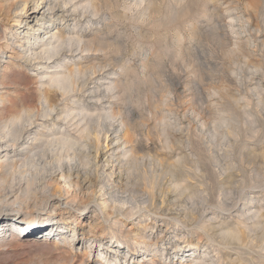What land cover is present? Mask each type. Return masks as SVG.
<instances>
[{
	"label": "rangeland",
	"instance_id": "374dc122",
	"mask_svg": "<svg viewBox=\"0 0 264 264\" xmlns=\"http://www.w3.org/2000/svg\"><path fill=\"white\" fill-rule=\"evenodd\" d=\"M81 2L85 3V0ZM94 2L100 9L97 14H92L90 7H86L85 9L79 7L78 10H72L70 4L55 8V10L58 9L61 11H59L60 14L58 13L60 17L54 19V24L66 22L68 27L72 28L74 23L81 18L79 26L81 30L85 32L86 38L89 39L97 37L98 35L103 38H100L104 44L102 51L82 52V55L92 54L93 52L94 55L97 56L96 61L103 64V66L99 67L102 70L99 72L98 69V73L90 74L88 72V76H82L79 80L82 81L84 77H88L86 79L88 84L86 83L83 88L84 90L82 89L83 91H75V95L73 93V98L77 99L79 104H86L91 109L102 108L101 112H104V117L108 116L102 118L101 121H103V123L100 121L101 125L104 124L102 126L103 130L108 129L109 125L107 126V124L111 123L113 127L110 128V131L113 129L116 131V133L110 134L109 138H114L115 134L120 135L122 129L126 128L125 130H127V126L129 128L128 130H131L128 132L129 141L127 143L119 144L122 142L121 138L112 139L113 143L109 145V150L106 152L109 155H113L111 158L112 164L114 163L115 166L119 164L123 165L121 169L126 172L124 173L122 171L124 178L122 183H126L124 185L122 184L123 187L122 185L119 186V190L117 189L116 193L113 192L112 194H115L116 198H126L128 201L127 205H129L130 202H138L139 204L141 202V205H144L142 202L147 201L151 190H153L155 194L157 193V195L163 193L168 194L167 192H169L168 200L170 210L167 209L162 214L156 212L145 213V211L142 210V212L133 216H125L114 212L107 217L105 214L106 207L102 205L103 208L99 205L102 201L101 193L113 185H109L106 188L105 177H101V175L100 177L105 181V185H103L102 190L98 187L100 185L98 183L94 189V195L97 196V194H99L96 202H84L83 200L85 197L80 199V194H82L83 191L76 194V196L78 195L76 197L73 196L70 190L68 193L62 192L52 194L44 192L41 194V203H34L36 201L33 200L34 198L4 203L5 196L2 195V193L6 195L11 186L17 185L20 179V173H18L20 170L19 167H17L13 176L7 173L4 175L2 173L3 171L0 170V194L2 196H0V217H2L4 224L6 222L14 223L19 221L20 225L24 226L22 230L19 228L17 229L20 234H25L26 236L34 235L32 239H36L35 242H28V239H31V237L26 241L25 239L20 240L21 235H17V242L14 241L11 245L5 242L3 244L4 246L1 245L0 247V264H188L191 261L193 264V259L199 257V253H202L205 249L208 250L211 245L215 246L217 241L220 240L215 239V242H211L212 239L209 240L205 235L206 233H203L201 225L206 226L209 223L208 226L210 227L213 226L215 228L217 225L219 227L218 223L220 219H228L227 221L231 222L232 226L238 227V230L243 233V236L248 232V237L246 238L247 242L244 240L240 243L244 244L245 242V245L239 246L237 243L238 241H233L232 244H229L230 247L226 246L227 248L225 247L226 249H223L228 252L230 259L233 260L231 263L227 259V261H224V264H260L264 261V258L257 257V254L258 252L264 254V250L255 247L257 241L256 232L254 231L253 233L252 230L249 232L246 228H243V223L239 221L245 220L248 225H251L252 222L257 220V217L247 218L252 215L254 209L246 213V211H244L246 207L256 205L255 208H257L260 204L264 212V179L258 182H254L253 180L250 181V175H253L255 171L264 169V0H145L141 5H135L134 0H94ZM32 4H30V6ZM143 6H146V9ZM23 11H21L19 4L10 5V3L0 0V73L7 70L8 77L3 79V82L5 81V85H11L5 87V90H8V93H10L8 94L9 99L0 104V125L12 115L18 114L23 111V109L28 108V104L29 107L31 106L30 109L32 108L34 110V115L36 114L32 116V120L34 121L29 125L27 122L24 123L28 126H26L27 133L23 134V137L18 140L14 147L8 146V149H17L20 151L23 147L29 148V146H34V150L39 151L43 149L44 140L42 139H44V137H40V140H33L32 137L36 131L45 132L47 127H55L54 129L68 128L67 130H70L73 134L76 133L75 135H78V133L72 129L74 125H69L76 119L69 124H65L64 120L61 118H57L56 120V116H52V118L45 117L37 112L40 108V104L37 97V84H35L34 81L35 74L39 69H34L35 67L32 64L16 66V63L22 62L23 59L14 55L15 50L19 49V44L26 42L24 38L25 35L29 36L25 33V22L32 25L35 24V18L29 20L28 16L31 14L27 11L23 13ZM81 11L83 12V16H76L78 12ZM41 12H43L46 18L48 17L46 6L39 10L37 18L40 16ZM31 18L32 16L30 19ZM16 19H18V23ZM48 24L49 23L44 24V27L47 26L44 30H35V34L38 36L39 33H41L46 36L45 33L49 32L52 27L51 25H49V27ZM31 31L32 30H30L29 33H31ZM105 40L111 43H107ZM238 46L241 50L237 48ZM67 56H71V53L68 52ZM68 57H66L65 61L68 60ZM105 60H107V62ZM111 60L114 64L108 63V61ZM104 62L110 66L107 64L105 66ZM258 65L261 67L257 68L256 66ZM124 66H126L125 69L127 70L124 69ZM45 78L46 77L43 79ZM8 80L11 83L7 84L6 82H9ZM257 80L262 83L260 88L263 89L261 90L263 94L261 93V95L258 94L260 88H255V81ZM112 82L116 83V87L109 91L107 90V86ZM231 83L233 85H231ZM37 86H39V84ZM217 88L219 89L217 90ZM3 89L4 88H0L2 91ZM215 89L218 91V96L215 94ZM224 92H227L228 96ZM213 93L214 97H212ZM35 96L37 97L36 99ZM236 98L237 100H234ZM215 99H217V101ZM231 100L232 102L234 101V104ZM228 101L229 103L231 102L230 105ZM58 102V108H63L65 107L63 105L67 104V102L63 101ZM212 102H216L214 103L215 105L212 104ZM37 103L39 105H37ZM78 103H70V107H72V105L77 106ZM216 106L219 107L217 108ZM111 109L116 112V114H114ZM19 110L20 112H18ZM225 110L227 112H225ZM233 112L234 114H231ZM109 113L115 116L110 117L108 115ZM198 115L201 118L199 117L198 119ZM218 118L220 119L218 120ZM121 119H125L122 125H120ZM251 120L252 122H250ZM228 121H230L229 124ZM224 125L235 127L237 139L233 140V142L232 139H234V137L225 136L224 133H222V126L225 129ZM258 125L261 128H258ZM214 128H216V130H214ZM200 130L203 132H200ZM219 132L222 135L219 134ZM178 136L182 137L178 138ZM168 137H172L170 138L172 140L171 142ZM208 139H213L212 141H216L215 143L218 145L209 141L211 146ZM227 139H230V141ZM206 140L207 144L205 143ZM19 143H23V145L20 146ZM219 143L222 144L219 145ZM224 143L225 145H223ZM137 144L142 145L140 146ZM129 145L131 147H129ZM209 145L213 147V149ZM230 145H232V148ZM199 147H201V149ZM218 148L221 149V152L218 151L220 150ZM126 150L127 153H132L133 156V153H135L139 165L131 161L124 162V157L119 154ZM214 150L217 152H214ZM47 152L49 154V150H47ZM221 153L226 154L221 155ZM145 154H147V156ZM199 154L202 156L199 157ZM214 154L215 156L213 157ZM216 154L218 155L216 156ZM143 155H145L144 158ZM117 156L119 159H123H121L120 163L115 160ZM222 156L224 157L222 158ZM219 159H221V161L223 159L226 161L229 160L230 162L225 161L226 163H220ZM258 161H260V164ZM205 164H207L208 167ZM253 164L256 167L253 166ZM102 165H106L105 167L109 166L105 161L102 162ZM56 166H58V164L53 165V167ZM161 168L162 170L160 171ZM250 168H253L252 174H249ZM199 170L200 172H198ZM232 170L236 174L234 179L237 178L238 180H242L245 187L244 190H239L240 192L238 193L241 194L238 195L234 201L232 200L234 204L231 205L232 208L230 207L227 211L220 207L219 202L214 203L209 197L212 199H217V197L219 199L225 198L229 192V187L233 184L226 180L224 181L222 178L227 172ZM166 172L168 174H166ZM178 172L180 173L179 175ZM240 174H242V176ZM112 178L116 180L115 175H113ZM128 179L129 182L131 179V183L127 181ZM133 180L136 183H134ZM99 181H101V179H98V182ZM184 181L187 183L185 184ZM196 181H199L200 184ZM113 183L115 184V182ZM2 184H6L5 186L7 187ZM214 185L217 188L212 187ZM150 186L153 188L150 189ZM141 188H143V192L146 190L144 192L146 195L141 192ZM224 189L225 191L228 190L226 191L227 194ZM101 190L102 192H100ZM121 191L123 192L121 193ZM117 193L118 195H116ZM85 194L91 195L92 192L90 190L85 191L84 195ZM9 196L11 195H8L7 198H9ZM221 196L223 197L221 198ZM13 197H10L9 201H12ZM134 197L139 198L136 199ZM249 198H251L250 203L245 206L244 203ZM129 199L131 200L129 201ZM202 200H204V202ZM78 205H81L80 210L78 209ZM185 205L186 207H184ZM190 207L198 208L195 210L196 221L189 220L190 213H187V216L184 217L180 215L177 219L173 218L175 217L173 216L174 212L186 211L185 209H190ZM175 208L178 209L176 210ZM239 209L245 212L244 216H239ZM26 210L34 211L36 214L31 217H22V212ZM60 213L64 217L73 215L70 218V226L66 227L63 222H59L58 218L60 217ZM117 217H119L122 222L124 221V223H119L121 227H119L118 230L122 231L121 233L128 239V242L137 234L136 230L131 231L132 228H141L144 222L151 223V225L141 229V232L143 231L141 234L144 235L143 239L148 242V246L143 242H139L137 251L134 255L130 256L127 254L126 244H128V242L118 246L111 242L115 240L113 235L115 230L114 228L112 229V227H107L105 229L95 227V236L88 239L91 235L88 233L89 221L95 219L96 221L103 222L106 226L110 225L116 227L112 221L115 220V218L117 219ZM22 219L33 220L24 222L21 221ZM246 219L248 221H246ZM57 224H62L66 228L62 234L54 231ZM49 226L53 227L52 231L54 232L48 233L49 229H47V227L49 228ZM208 226L203 228L208 230V232H212L214 228H209ZM257 226H259V224ZM70 227L76 229L75 235H72V232L69 230ZM252 227H254V224ZM257 229H259V227H257ZM82 230L86 233V238H81L80 233ZM161 236H164V238H161ZM70 238H74V240L80 239L86 248L77 247L76 245L71 250L70 254L67 253L70 248L67 241ZM40 240H46L47 242H38ZM89 240H93L94 242L90 244L91 241ZM183 240H186V243L183 242ZM0 243L3 242L0 240ZM187 243H194V246L197 247H195V253L190 252V250L186 252L185 249L191 248V246L193 247V245L188 247L185 246ZM236 245L238 246L236 247ZM9 246L10 248H8ZM87 246H89L92 251L89 255L85 254L88 250ZM191 250H193V248H191ZM93 251L95 254L94 256L92 254ZM247 251L250 254H247ZM152 253H156V255L152 256ZM181 253L185 254L186 258L185 256L180 258L179 256ZM103 254H107V256L102 258ZM187 254H190V256H187ZM234 258H237L236 261ZM249 258L252 259V263L249 261Z\"/></svg>",
	"mask_w": 264,
	"mask_h": 264
},
{
	"label": "bare ground",
	"instance_id": "6f19581e",
	"mask_svg": "<svg viewBox=\"0 0 264 264\" xmlns=\"http://www.w3.org/2000/svg\"><path fill=\"white\" fill-rule=\"evenodd\" d=\"M4 2H8L10 3V5H15V4H19L20 5V9L21 11H23V13H25L26 11L29 12L31 15H29V20H32L33 18H35V24H30L25 22L26 28H25V33L28 34L29 36L25 35V39L26 42L25 43H21L19 44V49L15 50V56L23 59L22 62L16 63V66H21V65H25V64H32L34 65V69H39V71L36 72L35 74V84H39V86L36 85V89L38 91V100H39V104H40V108L38 109L37 112H39L42 116L45 117H51L52 116H56V120L57 118H61L62 120H64L65 124H69L71 121L74 122L71 124H69L70 126L74 125V129L78 135H75L73 133H71L70 130L67 129H54L52 127H47V130L45 132L42 131H36L33 135V140L34 139H39L40 137H44V146L43 149L41 150H34V146L29 148L23 147L22 150L18 151L17 149H8V146H13L18 142V140L20 138L23 137L24 133H27V124H31L34 120H32V116L34 115V110L27 104L26 109H23V111L20 112V110L18 112L20 113H16L14 115H9L11 116L8 120L6 119L5 122H3L0 125V170H2L1 172L6 175L5 173L12 175L14 174V172L16 171V168L19 167L18 173H20V179L17 182V185L15 184V186L13 185V187L11 186L9 188V190L7 191L6 195L2 193V195H4V203L5 202H9L12 203L13 201H19V200H24L27 198H34L33 200H36L34 203H41L42 199H41V194H43L44 192L46 193H62V192H70L73 194V196H76V194H79V192L83 191L82 194H80L81 198H84V202L87 201H97V196L99 194L94 195V189L96 188L97 184L99 183L100 185L98 187H100L101 189L103 188V185H105V181H106V188L109 185H113L112 187H108V189H104L105 191L102 192V190L100 192L101 196H102V201L100 202V206L103 207L102 205H104L106 208L105 210V214L107 217H109L110 215H112L114 212H117L118 214H122V215H127V216H133L139 212H142V210L145 211V213H149V212H156V213H163L165 212L167 209H169V192L163 193V194H155V192H153V190L150 191V196L147 198L146 202H142L144 203V205H141L136 201V203L130 202L129 205H127L128 201L126 200V198H116L115 194L113 195L112 193H116L117 189L120 188L119 186H121L124 181L123 178V174H122V169L121 167L123 165L119 164L118 166H115L114 163L112 164L111 162V158L113 157V155H109L108 153H106L109 150V145H111L112 139H116V138H121L122 142L119 144H125L127 143L129 140V133L130 132L127 126V130L122 129V131L120 132V135L115 134L114 138H109L110 134L116 133L115 129L110 131V128L113 127L111 123L107 124V126L109 125V128L106 130H103L102 126L104 124L101 125L100 121L102 120V118L104 117V112H101L102 108H93L91 109L90 107H88L86 104H79L77 102V99H74L73 96L75 95V91H83L84 86L87 83V78L88 77H84V79L82 81H80L79 79L86 75L89 72L90 74H95L98 69L99 72L102 70L99 67L103 66V64H101V62L96 61V57L94 55V53L92 52V54H83L82 52L84 51H96V50H101L103 49L104 44L102 43L103 39L101 36H97V37H93V38H86V34L84 31L81 30L80 26H79V21L81 18H79V20L74 23L72 28L68 27V24H66V22L64 23H55L54 24V19H58L60 17V13L59 11L61 10H55L56 7H60V6H66L68 4H70V6L72 7L71 9L73 10H78L79 7H81V9H85L86 7H90L91 8V12L92 14H97V12H99L98 10H100L98 8V6L96 5V3L94 2V0H85V3H82L80 0H3ZM84 2V1H83ZM145 0H134V4L135 5H141L142 3H144ZM33 3V4H32ZM29 4V7H28ZM30 4H32L30 6ZM61 4V5H60ZM105 4V3H104ZM112 5V4H111ZM133 5V4H132ZM46 6V11H47V15L48 17L46 18L43 15V12L40 13V16L37 18V13L39 12V10ZM128 6V5H127ZM146 9V6H143ZM31 8V9H30ZM33 8V9H32ZM69 8V7H68ZM125 8V7H124ZM60 9V8H59ZM126 9V8H125ZM129 9V8H128ZM64 10V9H63ZM68 10V9H67ZM144 10V8H143ZM86 11V10H85ZM142 11V10H141ZM145 11V10H144ZM63 12V11H62ZM90 12V11H89ZM59 13V14H58ZM120 14V13H119ZM75 15V14H73ZM32 16V18L30 19V17ZM76 16H83V12H78V14ZM77 17V18H78ZM17 23H18V19H16ZM56 21V20H55ZM49 23V25H51V30L47 33H45L46 36H44V34L39 33V35L37 36L35 34V30H40V29H45L47 28L44 27V24ZM61 24V25H60ZM82 25V24H81ZM50 27V26H49ZM79 27V28H77ZM31 31V33H29ZM226 35V34H225ZM99 37V38H98ZM32 38V40H31ZM101 38V39H100ZM106 38V37H105ZM115 40V39H114ZM106 41V40H105ZM107 43H111L108 42V40L106 41ZM246 42V41H245ZM247 44V43H246ZM248 45V44H247ZM12 48V47H10ZM239 48V46L237 47ZM241 50V48H239ZM70 52L71 56H67V53ZM229 53V52H228ZM248 55V54H247ZM66 57H68V60L65 61ZM75 57V58H74ZM232 57V56H231ZM237 57V56H236ZM247 58V56H246ZM76 59V60H75ZM84 59V60H83ZM111 59V58H110ZM109 59V60H110ZM230 59V58H229ZM116 60V59H115ZM107 62V60H105ZM112 61V60H111ZM108 61V63L110 64H114V62L112 61ZM70 62V63H69ZM107 64V63H106ZM105 62L104 65L106 66ZM109 64H107L108 66H110ZM247 65V64H246ZM251 65V64H250ZM255 65V64H254ZM114 66V65H112ZM249 66V65H248ZM126 66H124L125 69ZM131 67V66H130ZM257 68H260L259 65L256 66ZM105 68V67H104ZM127 70V69H125ZM259 70V69H258ZM7 71V70H6ZM6 71H3L0 73V88H4L3 91L0 90V104L4 103V101H7L9 99V95L10 93H8V90H5V87L10 85L8 83H11L9 80V82H6L8 85H5L3 82V79H5L6 77H8V74ZM14 71H18V70H14ZM260 71V70H259ZM259 71H258V75H259ZM98 73V72H97ZM262 73V72H261ZM263 74V73H262ZM10 76V75H9ZM44 77H46L45 79H43ZM98 77V76H96ZM231 78V77H230ZM9 79V78H8ZM90 80V79H88ZM119 80V79H118ZM231 80V79H229ZM114 81V80H113ZM233 81V80H232ZM117 82V81H115ZM231 82V81H230ZM229 82V83H230ZM88 84V83H87ZM15 85V84H14ZM18 85V84H16ZM98 85V84H97ZM231 85H233L231 83ZM255 88H260L262 83L259 82L258 80L255 81ZM2 86V87H1ZM11 86V85H10ZM116 87V83L112 82L111 84L109 83L107 86V90L111 91L112 89H114ZM214 87V86H213ZM216 88V87H215ZM35 89V88H34ZM35 89V91H36ZM83 89V90H82ZM219 88H217L218 90ZM5 90V91H4ZM216 89L214 91L215 94H217L218 96V91ZM221 90V89H220ZM219 90V91H220ZM232 90V89H231ZM254 90V89H253ZM261 90H263L262 88H260V91H258V94L261 95V93L263 94V92H261ZM230 91V90H229ZM249 91V90H248ZM19 92V91H18ZM93 92V91H92ZM252 92V91H251ZM74 93V95H73ZM109 93V92H107ZM212 93V92H211ZM209 93V94H211ZM221 93V92H220ZM225 93V92H224ZM14 94V93H13ZM91 94V93H90ZM228 96V93H225ZM238 94V92H237ZM253 94V93H252ZM257 94V95H258ZM222 95V94H221ZM232 95V94H230ZM241 95V94H240ZM17 96V95H16ZM210 96V95H209ZM208 96V97H209ZM216 96V97H217ZM226 96V97H227ZM18 97V96H17ZM35 96V99L37 98ZM96 97V96H95ZM214 97V93L213 96ZM215 97V98H216ZM220 97V96H219ZM218 97V99H219ZM222 97V96H221ZM230 97V96H229ZM213 99V98H212ZM261 99V98H260ZM37 100V101H38ZM217 101V99H215ZM234 100H237L234 99ZM242 100V99H241ZM36 101V100H35ZM58 101L60 102H67V104L63 105L65 107H61L58 108ZM219 101V100H218ZM33 102V101H32ZM232 102V100H231ZM230 102V103H231ZM234 102V101H233ZM232 102V103H233ZM10 103V102H9ZM8 103V104H9ZM70 103L72 104H76L78 103V105H72V107H70ZM216 103V102H214ZM212 102V104H214ZM222 103V102H221ZM227 103V102H226ZM229 101L228 104L230 105ZM239 103V102H238ZM35 104V102H34ZM37 103V105H39ZM218 104V103H217ZM220 104V103H219ZM234 104V103H233ZM31 105V104H30ZM37 105H36V109H37ZM215 105V104H214ZM226 105V104H225ZM242 105V103H241ZM240 105V106H241ZM211 106V104H210ZM223 106V105H221ZM238 106V105H237ZM246 106V103H245ZM244 106V107H245ZM5 107V106H4ZM35 107V106H34ZM217 108L219 106H216ZM227 107V106H225ZM223 107V108H225ZM229 108V107H228ZM235 108V107H234ZM112 110V109H111ZM110 110V111H111ZM236 110V109H235ZM246 110V109H245ZM113 111V110H112ZM208 111V110H207ZM221 111V110H220ZM234 111V110H233ZM244 111V110H243ZM114 112V111H113ZM201 112V111H200ZM199 112V113H200ZM217 112V111H216ZM223 112V111H222ZM225 112H227L225 110ZM237 112V111H236ZM235 112V113H236ZM14 113V112H13ZM197 113V114H199ZM203 113V111H202ZM244 113V112H243ZM12 114V113H11ZM114 114H116V112H114ZM210 114V113H209ZM231 114H234L231 113ZM36 115V114H35ZM34 115V116H35ZM110 117H114L115 115L109 113L108 114ZM122 115V114H121ZM120 115V116H121ZM220 115V114H218ZM217 115V116H218ZM229 115V113H228ZM239 115V114H238ZM117 116V115H116ZM124 116V115H123ZM222 116V115H221ZM233 116V115H232ZM5 117V116H4ZM40 117V116H39ZM108 117V116H105ZM104 117V118H105ZM197 117V116H196ZM199 115H198V119H199ZM216 117V116H215ZM7 118V116H6ZM36 118V117H35ZM50 118V119H51ZM201 118V117H200ZM222 118V117H220ZM218 118V120L220 119ZM217 119V118H216ZM214 119V120H216ZM224 119V117H223ZM234 119V118H232ZM241 119V118H240ZM239 119V120H240ZM5 120V119H4ZM125 120V119H124ZM124 120H120V125L124 124L123 121ZM222 120V119H221ZM238 120V118H237ZM256 120V119H255ZM55 121V120H54ZM236 121V120H235ZM27 122V124L25 125L24 123ZM103 123V121H101ZM110 122V121H109ZM126 122V121H125ZM223 122V120H222ZM230 121H228L229 124ZM252 122V120L250 121ZM254 122V121H253ZM201 123V122H200ZM204 123V122H203ZM217 123V122H216ZM227 123V122H226ZM249 123V122H248ZM256 123V122H255ZM52 124V123H51ZM106 124V123H105ZM210 124V123H209ZM233 124V123H232ZM238 124V123H237ZM57 125V124H56ZM129 125V124H128ZM205 125V124H204ZM234 125V124H233ZM240 125V124H239ZM254 125V123H253ZM257 125V124H255ZM27 126V127H26ZM106 126V125H105ZM106 126V127H107ZM131 126V125H130ZM224 127L222 126V133H224L225 136H231L234 137L233 140H236L237 137V132H235V127L233 126H229V125H224ZM237 126V125H236ZM30 127V126H29ZM68 127V126H67ZM133 127V126H132ZM131 127V128H132ZM200 127V126H199ZM205 127V126H204ZM70 128V127H69ZM124 128V127H123ZM202 128V127H200ZM258 128L259 127L258 125ZM240 129V128H239ZM214 130H216V128H214ZM238 130V129H237ZM218 131V130H217ZM220 131V130H219ZM74 132V131H73ZM200 132H203L200 130ZM199 132V133H200ZM208 132V131H207ZM257 132V131H256ZM131 134V133H130ZM219 134H221L219 132ZM242 134V133H241ZM262 134V133H261ZM198 135V134H197ZM222 135V134H221ZM160 136V135H159ZM169 136V135H168ZM212 136V135H211ZM210 136V137H211ZM263 136V135H262ZM182 136H178V138H181ZM204 137V136H203ZM132 138V137H130ZM162 138V136H161ZM172 138V137H170ZM169 139V141L171 142L172 140ZM212 138V137H211ZM163 139V138H162ZM215 139V137H214ZM217 139V138H216ZM221 139V138H220ZM259 139V138H258ZM261 139V138H260ZM40 140V139H39ZM213 140V139H212ZM210 139H208L209 141H212ZM228 140V139H227ZM36 141V140H35ZM161 141V140H160ZM189 141V140H188ZM194 141V140H193ZM221 141V140H220ZM218 141V142H220ZM230 141V139L228 140ZM227 141V142H228ZM43 142V141H42ZM138 142V141H136ZM195 142V141H194ZM202 142V141H201ZM214 142V141H212ZM211 142V143H212ZM216 142V141H215ZM214 142V143H215ZM225 142V143H227ZM117 143V142H116ZM207 144V140L205 142ZM213 143V145H214ZM225 143L223 145H225ZM235 143V142H234ZM118 144V145H119ZM170 144V143H169ZM168 144V145H169ZM191 144V143H190ZM198 144V143H197ZM200 144V143H199ZM203 144V143H202ZM210 144V142H209ZM216 144V143H215ZM222 143H219V145ZM231 144V143H230ZM20 146L23 145V143H19ZM140 145V144H137ZM142 145V144H141ZM140 145V146H141ZM195 145V144H194ZM211 145V144H210ZM209 145V146H210ZM218 145V144H216ZM227 145V144H226ZM240 145V144H239ZM28 146V145H27ZM36 146V145H35ZM41 146V145H40ZM128 146V144H127ZM212 146V145H211ZM210 146V147H211ZM243 146V144H242ZM247 146V145H246ZM117 147V146H116ZM129 147H131L129 145ZM202 147V146H201ZM201 147H199L201 149ZM230 147L232 148V145H230ZM264 147V146H263ZM26 148V149H25ZM134 148V147H133ZM141 148V147H140ZM143 148V146H142ZM213 149V147H211ZM221 148V147H220ZM218 148V149H220ZM229 148V147H228ZM125 149V148H124ZM127 149V148H126ZM132 149V148H131ZM215 149V147H214ZM217 149V148H216ZM224 149V148H222ZM4 150V151H3ZM47 150H49V154L47 152ZM227 150V149H226ZM229 150V149H228ZM242 150V149H241ZM248 150V149H247ZM252 150V149H251ZM112 151V150H111ZM133 151V150H132ZM211 151V150H210ZM221 152V149L218 150ZM224 151V150H223ZM233 151V150H230ZM235 151V149H234ZM245 151V150H244ZM262 151V150H261ZM260 151V152H261ZM197 152V151H196ZM195 152V153H196ZM214 152H217L214 150ZM213 152V153H214ZM250 152V151H249ZM2 153V154H1ZM150 153V152H149ZM229 153V151H228ZM232 153V152H230ZM236 153V152H235ZM114 154V153H112ZM134 156L129 153H127V150L125 152H122L121 156H123L124 158V162L126 161H131L135 164H138L137 158L135 156V153H133ZM137 154V153H136ZM143 154V153H142ZM211 154V153H210ZM226 154V153H224ZM221 153V155H224ZM238 154V153H237ZM248 154V153H247ZM24 155V156H22ZM141 155V154H140ZM147 156V154H145ZM143 155V158L144 156ZM218 154H216L217 156ZM220 155V153H219ZM228 155V154H227ZM230 155V154H229ZM251 155V154H249ZM115 156V155H114ZM142 156V155H141ZM150 156V155H149ZM152 156V155H151ZM202 156L199 154V157ZM215 156V154L213 155V157ZM226 156V155H225ZM246 156V154H245ZM252 156V155H251ZM259 156V155H258ZM154 157V156H153ZM184 157V156H183ZM224 156H222L223 158ZM227 157V156H226ZM238 157V156H237ZM242 157V156H241ZM141 158V157H140ZM156 158V157H155ZM204 158V156H203ZM220 158V156H219ZM231 158V157H230ZM229 158V159H230ZM114 159V158H113ZM122 159V158H121ZM121 159H119V157L117 156L115 158V160L118 161V163H120ZM122 159V160H123ZM240 159V158H239ZM140 160V159H138ZM147 160V159H146ZM152 160V159H151ZM154 160V159H153ZM207 160V159H206ZM220 163L225 162L226 160L223 159L221 161V159H219ZM65 161V162H64ZM105 161L109 166L105 167L106 165H102V162ZM149 161V160H148ZM157 161V160H156ZM211 161V160H210ZM229 161V160H227ZM226 161V162H227ZM241 161V160H240ZM248 161V160H246ZM204 162V161H203ZM215 162V161H214ZM225 162V163H226ZM230 162V161H229ZM257 162V161H256ZM260 161H258L259 163ZM129 163V162H128ZM140 163V162H139ZM145 163V162H143ZM151 163V162H150ZM210 163V162H209ZM224 163V164H225ZM257 163V164H258ZM58 164V166L53 167V165ZM125 164V163H124ZM158 164V163H157ZM174 164V163H172ZM208 164V163H207ZM205 164L207 167L208 165ZM230 164V163H229ZM239 164V163H238ZM260 164V163H259ZM117 165V164H116ZM128 165V164H127ZM139 165V164H138ZM144 165V164H143ZM160 165V164H159ZM176 165V164H175ZM198 165V164H197ZM212 165H216V164H212ZM221 165V164H220ZM231 165V164H230ZM263 165V164H262ZM155 166V165H152ZM163 166V165H162ZM199 166V165H198ZM197 166V167H198ZM203 166V165H202ZM210 166V165H209ZM232 166V165H231ZM230 166V167H231ZM236 166V165H235ZM245 166V165H244ZM253 166H255L253 164ZM144 167V166H143ZM196 167V166H195ZM194 167V169H195ZM218 167V166H217ZM240 167V166H239ZM250 167V166H249ZM256 167V166H255ZM23 168V169H22ZM82 168V169H80ZM124 168V167H123ZM142 168V167H141ZM145 168V167H144ZM156 168V167H154ZM153 168V169H154ZM157 168L159 169V167L157 166ZM163 168V167H162ZM162 168L160 169V171L162 170ZM166 168V167H165ZM172 168V167H171ZM206 168V167H205ZM263 168V167H261ZM173 169V168H172ZM175 169V167H174ZM204 169V168H202ZM236 169V167H235ZM234 169V170H235ZM253 169V168H252ZM251 168L250 173L252 174L253 170ZM256 169V168H255ZM126 170V169H125ZM142 170V169H141ZM146 170V168H145ZM150 170V169H149ZM156 170V169H155ZM179 170V169H178ZM209 170V169H207ZM242 170V169H241ZM257 170V169H256ZM260 170V169H259ZM159 171V172H160ZM167 171V170H166ZM181 171V170H180ZM179 171V172H180ZM236 171V170H235ZM124 172V171H123ZM131 172V171H130ZM142 172V171H141ZM150 172V171H149ZM158 172V171H157ZM178 172V175L180 174ZM200 172V170L198 171ZM212 172V171H211ZM237 172V171H236ZM243 172V171H242ZM126 173V172H124ZM128 173V172H127ZM148 173V172H147ZM162 173V172H161ZM186 173V172H184ZM220 173V172H219ZM218 173V174H219ZM222 173V172H221ZM134 174V173H132ZM158 174V173H156ZM166 174H168L166 172ZM211 174V173H210ZM209 174V176H210ZM105 177V181L103 180V178L100 177ZM113 175H115L116 180L113 179ZM125 175V174H124ZM154 175V174H153ZM172 175V174H170ZM193 175V174H191ZM196 175V174H195ZM223 175V174H222ZM242 176V174H240ZM19 176V175H18ZM126 176V175H125ZM163 176V175H162ZM167 176V175H166ZM194 176V175H193ZM192 176V177H193ZM213 176V175H212ZM264 176V169H262L261 171H255L253 173V175H250V181L253 180L254 182H258L263 178ZM7 177V176H6ZM16 177V175H15ZM156 177V175H155ZM154 177V178H155ZM211 177V176H210ZM214 177V176H213ZM234 177H236V174L234 173V171H230L227 172L224 177L222 178L224 181H228L231 184H233L232 186L229 187V192L228 194L226 193V190L224 189L225 193L227 194L225 196L224 199H219L217 197V199H212L211 197H209L211 199V201L215 202H219L220 207L224 208V209H229L231 207V205H233V201L236 199V197L238 195H240L238 192H240L241 190H244L245 185L242 183V180H238L237 178L234 179ZM131 178V177H128ZM140 178V176H139ZM182 178V177H181ZM201 178V177H200ZM8 179V178H7ZM18 179V178H17ZM98 179H101V181L98 182ZM132 179V178H131ZM131 179L129 182V179L127 180L129 183H131ZM172 179V178H171ZM212 179V178H210ZM9 180V179H8ZM7 180V181H8ZM159 180V179H158ZM191 180V179H190ZM197 180V179H196ZM163 181V180H162ZM170 181V180H169ZM182 181V180H181ZM187 181V180H186ZM211 181V180H210ZM223 181V182H224ZM244 181V180H243ZM110 182V183H108ZM115 182V184L113 183ZM134 182V180H133ZM132 182V183H133ZM147 182V181H146ZM168 182V181H167ZM185 182V181H184ZM188 182V181H187ZM185 182V184L187 183ZM197 183L199 181H196ZM218 182V181H217ZM222 182V183H223ZM249 182V181H248ZM6 183V182H5ZM113 183V184H112ZM126 182H124L125 184ZM136 183V182H134ZM133 183V184H134ZM143 183V182H141ZM150 183V182H149ZM173 183V182H172ZM189 183V182H188ZM221 183V182H220ZM251 183V182H250ZM262 183V182H261ZM9 184V183H7ZM123 184V185H124ZM140 184V183H139ZM171 184V183H168ZM175 184V183H174ZM200 184V182H199ZM210 184V183H209ZM213 184V183H212ZM217 184V183H216ZM247 184V183H246ZM258 184V183H257ZM3 185V184H2ZM6 185V184H5ZM3 185V186H5ZM10 185V184H9ZM122 185V187H123ZM141 185V184H140ZM204 185V184H203ZM219 185V184H218ZM153 186V185H152ZM150 186V189H152L153 187ZM164 186V185H162ZM169 186V185H168ZM186 186V185H185ZM193 186V185H192ZM202 186V185H200ZM7 187V186H5ZM125 187V186H124ZM142 187V186H140ZM139 187V188H140ZM191 187V186H190ZM209 187V186H208ZM212 187H216L215 185ZM220 187V186H219ZM99 188V189H100ZM111 188V189H110ZM159 188V187H158ZM161 188V186H160ZM192 188V187H191ZM195 188V187H194ZM199 188V187H197ZM217 188V187H216ZM264 188V187H263ZM4 189V187H3ZM137 189V188H136ZM163 189V188H162ZM170 189V188H169ZM174 189V188H172ZM187 189V188H186ZM189 189V187H188ZM196 189V188H195ZM222 189V188H221ZM2 190V189H1ZM91 191L92 194L88 195L85 194V191ZM119 190V189H118ZM141 192H143V188H141ZM207 190V189H206ZM211 190V189H210ZM218 190V189H217ZM223 190V189H222ZM240 190V191H239ZM6 191V190H5ZM128 191V190H127ZM136 191V190H134ZM146 191V190H145ZM144 191V192H145ZM163 191V190H162ZM167 191V190H166ZM209 191V190H208ZM215 191V189H214ZM1 192V191H0ZM123 191H121L122 193ZM140 192V193H141ZM143 192V194H145ZM159 192V191H158ZM179 192V191H178ZM190 192V191H189ZM119 193V192H118ZM118 193L116 195H118ZM132 193V192H131ZM138 193V194H140ZM147 193V192H146ZM172 193V192H171ZM177 193V192H176ZM181 193V192H179ZM216 193V192H215ZM222 193V191H221ZM220 193V195H221ZM264 193V191H263ZM148 194V193H147ZM173 194V193H172ZM171 194V195H172ZM8 195L9 198H7ZM46 195V194H45ZM51 195V194H50ZM83 195V196H82ZM123 195V194H122ZM120 195V196H122ZM146 195V194H145ZM149 195V194H148ZM170 195V196H171ZM178 195V194H177ZM218 195V196H220ZM1 196V194H0ZM14 196V197H13ZM43 196V195H42ZM78 196V195H77ZM76 196V197H77ZM134 196V195H132ZM185 196V195H184ZM207 196V195H206ZM2 197V196H1ZM10 197H13V200L9 201ZM100 197V196H99ZM125 197V196H124ZM140 197V196H139ZM138 197V198H139ZM174 197V196H173ZM223 196H221L222 198ZM136 198V197H134ZM136 198V199H138ZM144 198V197H143ZM186 198V197H185ZM253 198V197H252ZM79 199V198H78ZM128 199V198H127ZM146 199V197H145ZM181 199V198H180ZM209 199V200H210ZM45 200V198H44ZM131 199H129L130 201ZM143 200V199H142ZM187 200V199H186ZM207 200V199H206ZM233 200V201H232ZM251 198L247 199L246 202L244 203L245 206H247L250 203ZM76 201V200H75ZM204 202V200H202ZM210 201V202H211ZM28 202V201H27ZM79 202V201H78ZM82 202V201H81ZM173 202V201H172ZM183 202V201H182ZM209 202V201H208ZM237 202V201H236ZM235 202V203H236ZM197 203V202H196ZM238 203V202H237ZM24 204V203H23ZM176 204V203H175ZM184 204V203H183ZM193 204V203H192ZM199 204V201H198ZM264 204V203H263ZM197 205V204H195ZM251 205V204H250ZM180 206V205H179ZM178 206V207H179ZM200 206V205H199ZM207 206V205H206ZM211 206V205H210ZM186 207V205L184 206ZM198 207V206H197ZM196 207V208H197ZM203 207V206H202ZM256 205H253L251 207H246L244 209V211L249 212L252 209H254V211H252V215L250 216H246L247 218H254L257 217V220L252 222L251 225H248L245 220H240V223H243V228H246L249 232L252 230V232L254 233V231L256 232V244L255 247L260 248L261 250H264V212L262 211V208L260 206V204L257 206V208H255ZM104 208V207H103ZM188 208V206H187ZM196 208H192L190 207V209H185L186 211H176L174 212L175 219H177L178 217H180V215L187 216V213H190V217L188 215V217L190 218L189 220L192 221H196V212L195 210H197ZM205 208V207H204ZM232 208V207H231ZM241 208V207H240ZM78 209H81V205H78ZM98 209V208H97ZM176 209V208H175ZM178 209V208H177ZM176 209V210H177ZM170 210V209H169ZM102 211V210H101ZM199 211V210H198ZM197 211V212H198ZM228 211V210H227ZM243 210L239 209L238 210V214L239 216H244V212ZM201 212V210H200ZM236 212V211H235ZM176 213V214H175ZM184 213V214H182ZM250 213V214H251ZM36 214V212L31 211V210H26L22 212V217H31L34 216ZM103 214V213H102ZM143 215V214H142ZM198 215V214H197ZM73 215H69L67 217L62 216V214L60 213V217L58 218L59 222H63L64 225L70 226V218ZM118 216V215H117ZM172 216V215H171ZM215 216V215H214ZM210 217V216H209ZM213 217V216H212ZM136 218V217H135ZM200 218V217H199ZM203 218V217H202ZM215 218V217H214ZM168 219V218H167ZM186 219V218H185ZM210 219V218H209ZM238 219V216H237ZM245 219V218H243ZM263 219V220H261ZM33 219H22L21 221L27 222V221H32ZM212 220V218H211ZM228 220V219H227ZM227 220H223L220 219L219 220V227L218 225L214 228L213 226H208V224L206 226H208L209 228H214L212 230V232H208V230H206L203 227H206L205 225H201L202 231L203 233H206L205 235L207 236V238L212 239V241H214L215 239H220L217 241V244L215 246L211 245L210 248L208 250H204L202 251V253H199V257L193 259V264H224V261H227V259L232 263L233 260L230 259L228 252L224 251L223 249L227 246H229V244H232L233 241H238V245H245L244 244H240L242 243L244 240L247 242V237H248V232L246 233V235L243 236V233L241 231L238 230L237 226H232L231 222L227 221ZM246 221H248L246 219ZM114 226H106L103 222H99L96 221L95 219L93 221H89L88 222V233L91 234L88 239H91V237L95 236L94 234V229L95 227H99L101 229H105L107 227L112 229L114 228V238L115 240L111 241L112 243H115V245H121L122 243L128 242V239H126V237L121 233V230H118L119 227H121V225L119 223H124V221L122 222V220H120L119 217H117V219L115 218V220L112 221ZM169 222V221H168ZM195 223V222H194ZM217 224V223H216ZM235 224V223H234ZM254 224V227H252V225ZM259 224V226H257ZM62 224H57V226L55 227L54 231H57L59 234H62L65 231V227ZM138 225V224H137ZM140 225V224H139ZM151 225V223H146L144 222L141 225V228H135V229H131V231L136 230L137 234L131 239L129 240L127 245V254H129L130 256L134 255V253L137 251V245L139 242H143L146 246H148V242H146L143 238L144 235L141 234V229H144L146 226ZM194 225V224H193ZM238 225V224H237ZM167 226V225H166ZM196 226V224H195ZM198 226V225H197ZM24 226L20 225V222H6L4 224L2 217H0V240L3 243H0V247L1 245H3L5 242H7L8 244H12V242L16 241L17 242V235H21L20 240L21 239H25L27 241L28 238L31 237V239H28V242H35V240L32 239V237L34 236H26L25 234H20V232L17 230L18 228L22 230ZM154 227V226H153ZM257 227H259V229H257ZM197 228V227H196ZM199 228V227H198ZM208 228V229H209ZM251 228V229H250ZM48 233L54 232L52 231L53 227L49 226V228L47 227ZM72 232V235L76 234V229L74 227H70L69 229ZM110 231V230H108ZM135 231V232H136ZM200 231V230H199ZM219 231V232H218ZM105 232V231H104ZM133 234V233H132ZM81 238H86V233L82 232L80 233ZM99 236V235H98ZM165 236V235H164ZM164 236H161V238H164ZM204 236V235H203ZM255 237V236H254ZM142 239V240H141ZM151 239V238H150ZM201 240V239H200ZM249 240V239H248ZM91 241L90 244H92L94 241L93 240H89ZM255 241V240H254ZM38 242H42V243H46V240H40ZM110 242V243H111ZM183 242L186 243V240H183ZM210 242V241H209ZM215 242V241H214ZM27 243V242H26ZM109 243V242H107ZM155 243V242H154ZM68 246L70 247L69 250L67 251V253L70 254L71 250L77 245V247H81V248H86L84 243H82L80 241V239L74 240V238H70L67 241ZM66 245V244H65ZM193 245V247L191 246V248H193V250H191V248H187L185 249L186 252H188L190 250V252L195 253L196 251V246H194L193 244L187 243L185 244V246H190ZM236 245V247L238 246ZM4 246V245H3ZM7 246V245H6ZM235 246V245H234ZM88 247V250L85 252L86 255H89V253H91V248ZM196 247V248H195ZM226 247V248H227ZM230 247V246H229ZM7 248V247H6ZM10 248V246L8 247ZM63 248V247H62ZM225 248V249H226ZM232 248V247H231ZM230 248V249H231ZM243 248V247H242ZM239 249V248H238ZM246 249V248H245ZM229 250V249H228ZM230 251V250H229ZM63 252V251H62ZM160 252V251H159ZM246 252V251H245ZM252 252V251H251ZM64 253V252H63ZM162 253V252H160ZM236 253V252H235ZM93 256L94 251H93ZM211 254V255H210ZM247 254L248 253L247 251ZM257 254V253H256ZM152 256L156 255V253H152ZM231 255V254H230ZM238 255V254H237ZM253 255V254H252ZM257 257H262L264 258V254L258 252ZM85 256V255H84ZM104 258V256H107V254H103L102 255ZM151 256V258H152ZM185 256V254L181 253L180 254V258ZM187 256H190V254H187ZM249 256V255H248ZM86 257V256H85ZM91 257V256H90ZM109 257V256H108ZM73 258V257H72ZM84 258V257H83ZM156 258V257H155ZM186 258V256H185ZM235 259V258H234ZM237 259V258H236ZM235 259V261H236ZM250 259V258H249ZM258 259V258H257ZM83 260V259H82ZM84 261V260H83ZM86 261V260H85ZM242 261V260H241ZM252 263V259L249 260ZM257 261V260H256ZM261 261V260H260ZM81 262V261H80ZM111 262V261H110ZM154 262V261H153ZM192 262V261H191ZM191 262H189L188 264H192ZM248 263V262H247ZM26 264V263H25ZM246 264V263H245ZM253 264V263H252ZM260 264H264V261H262Z\"/></svg>",
	"mask_w": 264,
	"mask_h": 264
}]
</instances>
